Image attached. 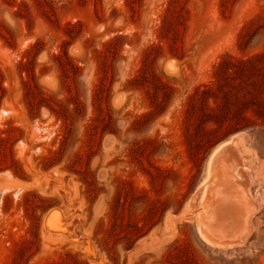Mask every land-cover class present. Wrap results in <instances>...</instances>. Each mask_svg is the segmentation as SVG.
Returning a JSON list of instances; mask_svg holds the SVG:
<instances>
[{"label": "rangeland", "instance_id": "1", "mask_svg": "<svg viewBox=\"0 0 264 264\" xmlns=\"http://www.w3.org/2000/svg\"><path fill=\"white\" fill-rule=\"evenodd\" d=\"M0 264H264V0H0Z\"/></svg>", "mask_w": 264, "mask_h": 264}, {"label": "water", "instance_id": "2", "mask_svg": "<svg viewBox=\"0 0 264 264\" xmlns=\"http://www.w3.org/2000/svg\"><path fill=\"white\" fill-rule=\"evenodd\" d=\"M231 148L233 149V152L235 153L233 146ZM235 155H236V153H235ZM215 159L217 161L216 162L217 166H219L221 168V166H220L221 164L218 163V158H215ZM234 159H235V162L233 163V167H234L235 163H237V161H238L237 155H236V158H234ZM222 165H224V164H222ZM221 171L223 173V176H224V174H226L228 179H229L228 188L225 189L224 193H221L220 198L219 197L216 198V196H215L216 191H217L216 189L220 185L221 182L218 185L212 184L210 189H209V185H208L209 183H207L208 186H207V190L205 192V197H207L209 194L212 197L213 202L212 201H211L212 203L210 202L211 207L209 208L208 211H206V212H209L208 216L205 217L204 219L201 217L199 225H200V228L202 229V231L204 232V234L208 238H213L214 240L217 241L214 244L231 245V244L239 243L245 238V235H246L247 230H248V223H249V218L251 215L250 213L254 211V209L256 208V206L258 204L255 205V203L253 201L249 202V198H246L244 190H243L242 194L240 193L239 189L242 188V186L236 184L233 181L234 179L232 178L230 171L229 172L227 171V168H225L224 170H221ZM228 189L230 192L228 191ZM227 192H228V194H226ZM219 203L220 204L223 203L225 209L228 206L229 207H236L237 206V210L239 211V214H240V223L238 224L237 227L227 229L228 226H221V224L219 223L220 221H215L214 224L211 222H208V219L212 218L213 216L218 217L220 219L221 214L223 215L225 213V211L223 209H219ZM244 205H245V207H244ZM227 211L230 212L229 208L227 209Z\"/></svg>", "mask_w": 264, "mask_h": 264}, {"label": "bare ground", "instance_id": "3", "mask_svg": "<svg viewBox=\"0 0 264 264\" xmlns=\"http://www.w3.org/2000/svg\"><path fill=\"white\" fill-rule=\"evenodd\" d=\"M226 151H227V144H222V145H220V146H218V147H216V149L214 150V152H213V159H214V161H213V163L210 165V167H209V169H208V175H209V177H210V180H212V182H213V184L214 183H216V182H218L219 181V179H220V176H219V174H218V170H217V168H216V166H217V164H216V159L215 158H218V163H220V161H221V159H222V157H224V155L226 154ZM227 159V158H226ZM230 159V158H229ZM229 163V162H228ZM243 172V171H242ZM240 176V175H239ZM238 179V178H237ZM243 182V181H242ZM209 184V187L211 186V182H208ZM240 183V182H239ZM210 189V188H209ZM252 197V196H251ZM204 198H206V199H208V200H212V197L208 194V196L207 197H204ZM250 201V200H249ZM255 202H256V200H255ZM209 206V205H208ZM252 213V212H251ZM199 215H200V218L202 217L203 219L205 218V217H207V215H205V214H203V213H199ZM199 230H200V233H201V235L208 241V242H210V243H216L217 241L216 240H214L213 238H208L205 234H204V232L202 231V229L199 227Z\"/></svg>", "mask_w": 264, "mask_h": 264}]
</instances>
